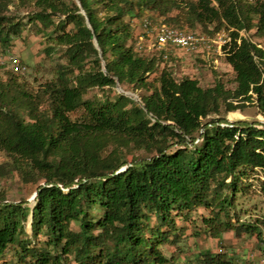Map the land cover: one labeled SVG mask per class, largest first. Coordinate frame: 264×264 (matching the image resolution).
I'll return each instance as SVG.
<instances>
[{"label":"trees","instance_id":"16d2710c","mask_svg":"<svg viewBox=\"0 0 264 264\" xmlns=\"http://www.w3.org/2000/svg\"><path fill=\"white\" fill-rule=\"evenodd\" d=\"M27 4L28 21L50 28L66 61L37 87L15 70L0 74L6 171L37 191L33 203L0 191V264H176L162 247L200 207L209 236L263 239L264 214L244 221L232 209L256 171L264 193V123L227 114L254 103L264 115V46L248 36L264 39V0H0L4 49ZM148 9L178 27L227 30L235 87L178 79L161 55L137 50L133 20ZM117 83L139 100L117 90L85 97ZM198 263L242 264L210 250Z\"/></svg>","mask_w":264,"mask_h":264},{"label":"rangeland","instance_id":"374dc122","mask_svg":"<svg viewBox=\"0 0 264 264\" xmlns=\"http://www.w3.org/2000/svg\"><path fill=\"white\" fill-rule=\"evenodd\" d=\"M31 5H20L16 9V14L22 19L23 27L20 35L13 37L10 45L5 49L0 46V74L6 77L5 70H14L13 62L19 61L26 66L24 72H18L32 85L38 86L54 77L55 68L60 62H65L64 47L55 46L45 33L50 28L43 31L40 25H34L28 21L26 12L31 9ZM15 7H12V10ZM145 15L159 17L152 11L146 10ZM45 32V33H44ZM248 36L264 46V39H259L254 35V30L248 32ZM160 68L170 67L174 75L179 79L184 75L199 79L202 85L210 86L214 84L216 76L221 77L226 86L235 87V73L231 65L227 62L225 54L217 51L208 52H184L175 50L169 59L160 62ZM104 67V65H103ZM115 90L127 94L139 100L137 93L132 91L128 83H117L115 88L92 87L85 95L86 98L114 96ZM138 92L146 94L147 91L140 89ZM229 121L246 120L248 122L259 120L264 123V115L258 113V108L254 103L247 104L242 110L228 112ZM8 157L4 150H0V191L10 200L27 199L30 203L34 201L36 184L25 183L16 174H9L6 171ZM263 173L256 171L251 178L250 190L247 194L239 193L236 208L233 210L240 214L244 221L254 222L256 218L264 214V193L260 189V180ZM210 210L204 207L196 209L192 213L191 219L178 218V225L181 226L182 233L176 243L163 245V250L167 257L176 264H199L200 251L210 250L211 252H227L242 264H262L264 262V236L258 239L256 236H237L234 232L224 234L223 238H213L205 230L203 218L209 216ZM154 222V220H153ZM27 230H30L29 223H26ZM74 264V263H72Z\"/></svg>","mask_w":264,"mask_h":264},{"label":"built area","instance_id":"2783aa9c","mask_svg":"<svg viewBox=\"0 0 264 264\" xmlns=\"http://www.w3.org/2000/svg\"><path fill=\"white\" fill-rule=\"evenodd\" d=\"M133 25L137 28L136 49L154 51L161 55L163 60L169 59L175 50L184 52L207 50L225 54L231 42V35L225 29L211 35L200 28L175 26L167 22L163 16L158 19L149 15L136 18L133 20ZM258 45L263 47L262 44L258 43ZM13 68L17 72H24L26 66L15 61Z\"/></svg>","mask_w":264,"mask_h":264},{"label":"water","instance_id":"95a60500","mask_svg":"<svg viewBox=\"0 0 264 264\" xmlns=\"http://www.w3.org/2000/svg\"><path fill=\"white\" fill-rule=\"evenodd\" d=\"M126 94H131V93H128V92H127ZM123 169H125V166L121 168V170H123ZM36 193H37V191H35L33 198H35ZM33 202H34V201H33ZM31 220H32V215H30L29 225H30V223H31Z\"/></svg>","mask_w":264,"mask_h":264}]
</instances>
